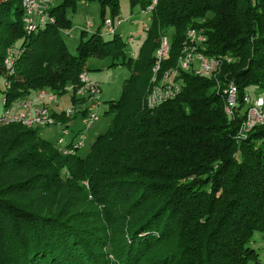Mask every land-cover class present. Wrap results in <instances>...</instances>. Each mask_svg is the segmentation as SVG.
I'll return each instance as SVG.
<instances>
[{"label": "trees", "instance_id": "obj_1", "mask_svg": "<svg viewBox=\"0 0 264 264\" xmlns=\"http://www.w3.org/2000/svg\"><path fill=\"white\" fill-rule=\"evenodd\" d=\"M23 1L0 0L2 81L6 50L21 51L7 98L63 92L92 58L133 67L108 102L107 132L85 156L62 157L36 129L0 128V264H259L252 238L264 237V126L238 135L246 94L264 96V0H158L135 63L125 39L107 37L105 27L82 32L76 55L59 32L71 29L79 2L98 3L102 20H116L121 0H63L52 9L55 24L31 35ZM152 2L129 0L133 9ZM191 29L207 36L203 54L232 62L210 77L181 72L182 93L148 108L161 38L172 33L163 69L176 67ZM232 82L234 117L225 110ZM110 249L117 262L107 259Z\"/></svg>", "mask_w": 264, "mask_h": 264}, {"label": "rangeland", "instance_id": "obj_2", "mask_svg": "<svg viewBox=\"0 0 264 264\" xmlns=\"http://www.w3.org/2000/svg\"><path fill=\"white\" fill-rule=\"evenodd\" d=\"M37 5L33 8L25 7L24 1L22 2L23 15H22V23L26 32L31 35L39 30H42L46 25L55 24V17L51 14L52 9L57 7L63 0H36ZM154 5V6H153ZM158 5V0H153L152 4L146 8L135 7L134 9L131 7L129 0H121V10H120V18L124 20L122 25L118 26L117 31L118 34H121L125 41L127 42L126 47V59H132L133 63L136 62L138 58V51L140 46L147 38V35L151 28V23L153 19H150L148 28L144 31V23L147 20V15L145 12H155V9ZM153 6V9L149 10L150 7ZM136 12V13H135ZM153 15V14H152ZM70 18L73 21L70 30H60L61 36L66 39V44L69 48V51L76 55L77 46L80 42V36L82 32L92 33L94 30L98 29V27H105V20L109 18V16L104 17L103 20L100 16V6L98 3H86L79 2L78 8L75 13H70ZM146 18V19H144ZM118 20V19H116ZM200 24H203V21H199ZM117 25V22L116 24ZM199 26V25H198ZM197 26V28H199ZM82 27V29H81ZM137 27L139 30L136 31ZM105 30V29H104ZM107 31L105 30V34L107 35ZM130 33H135L134 40L128 42V38L131 37ZM198 35V31H196ZM83 34V33H82ZM116 34H114L115 36ZM168 38H172V33H168ZM113 36V35H111ZM107 36V37H111ZM188 36V32L186 38ZM162 38L160 40L161 44ZM8 48L4 57V66H5V75L4 80H1L0 76V89L4 88V92L1 94L0 92V101L5 97L6 98V107L0 108V113H2L3 109L11 110L14 115H27L28 118H32V113L36 108L32 106L31 108H26L21 106L23 102L29 101L33 99V105L37 106V96L38 94L46 93V97L44 99L45 104L42 105L43 108H46L49 112L51 118L55 119L54 125H49L46 127H30L27 124H23L22 122L10 121L8 123L2 122L0 124L1 127L5 126H22L23 129L31 130L36 129L41 131V134L44 139L50 141L53 144H56L57 140L60 139V134H62V130L66 132H70V138H76L77 134L82 131V119L86 117V107L87 102L93 98V93L89 88V83H95L101 86V91L95 98H99L98 100L101 102V107L99 109L100 119L93 126L84 131L86 135V143L84 148L80 150L72 149L73 152L64 150L56 146L55 150L62 157H79L85 156L88 154L90 150V146L97 139L98 136L103 135L107 132L113 115L108 114L105 115L109 110L108 102L116 100L120 97L122 93V89L125 81L131 75V68L127 65L120 64V60L116 62L115 65H112L111 59L98 60L92 58L87 63V68L89 69V81L84 82L81 80L80 76L77 82L69 83L66 85V89L62 91H54L49 88L41 89L39 91H34L31 95L29 92L26 95L17 96L13 99L7 98L5 95L6 92L11 89H5V80L8 77L9 73L7 71V67L5 65L6 56H8L11 48ZM160 47V45H159ZM158 47V49H159ZM157 49V50H158ZM156 50V52H157ZM155 52V53H156ZM8 81V80H7ZM254 88H251V92L254 93ZM254 98L255 95L253 94ZM82 185L88 187L89 183L87 181L82 182ZM92 199L91 196H89ZM93 208L94 207H89ZM93 210V211H94ZM101 222V223H100ZM96 223L102 224L106 227L104 221H100ZM115 227H111L108 231L110 236V241L116 242V240L120 237V235L116 234L114 229ZM252 248L258 254V262L259 264H264V237L261 233H255L252 238ZM115 249V247H114ZM161 248H154L151 252L152 257H158L161 254ZM110 262H117L115 258L114 252L108 250V255L106 256ZM151 259V257H150Z\"/></svg>", "mask_w": 264, "mask_h": 264}, {"label": "built area", "instance_id": "obj_3", "mask_svg": "<svg viewBox=\"0 0 264 264\" xmlns=\"http://www.w3.org/2000/svg\"><path fill=\"white\" fill-rule=\"evenodd\" d=\"M25 7L28 8L36 6L38 3L36 0H24ZM154 6V5H153ZM153 6L149 10L153 9ZM147 15V21L144 23V31L150 25L148 21L152 19L154 12H145ZM117 22V25H115ZM123 19L113 20L107 18L105 20V30L107 35L111 36L118 34L117 28L122 25ZM150 27V26H149ZM198 31V35L196 33ZM131 37L129 41L134 40L135 33H130ZM121 35V34H120ZM122 36V35H121ZM123 37V36H122ZM207 42V36L204 35L203 30L191 29L188 31L187 41L182 48L181 55L178 59L176 67L163 69L164 61L169 58L170 54V41L166 36L162 37V41L159 49L155 53V61L151 71L150 88L145 97V104L148 108L154 109L162 106L163 104L176 99L183 91V83L181 79V72L191 73L196 76H215L221 69V66L225 63H231L232 58L227 56L210 57L203 54L199 49ZM21 51L18 47L11 48L8 56L5 59V65L9 74H12L15 70V65ZM80 78L84 82L89 81V74L87 71L80 75ZM11 89L10 81L5 82V89ZM89 88L93 93V98L87 102L86 112L87 115L82 119V131L77 134L76 138H70V132L62 130L60 139L57 140L56 146L68 151L72 149L80 150L84 148L86 143L85 130L93 126L99 121V109L101 102L95 98L101 91V86L95 83H89ZM46 93L38 94L37 106L33 105V99L23 102L21 106L31 108L32 106L38 107L32 113V118H28L27 115H14L11 110L3 109L0 113V124L2 122L17 121L27 124L30 127H46L54 125L55 119L51 118L49 112L42 105L45 104ZM245 103L247 105L246 113L242 125L239 131V138L246 137L249 132L259 126H264V96L255 95L253 98L249 94H246ZM239 104V90L235 83H230L225 91V110L227 114L234 117V112ZM6 107V98L4 97L0 101V108Z\"/></svg>", "mask_w": 264, "mask_h": 264}, {"label": "crops", "instance_id": "obj_4", "mask_svg": "<svg viewBox=\"0 0 264 264\" xmlns=\"http://www.w3.org/2000/svg\"><path fill=\"white\" fill-rule=\"evenodd\" d=\"M144 19H146V18H144ZM81 29H82V27H81ZM137 30H139V28H138V27H137L136 31H137Z\"/></svg>", "mask_w": 264, "mask_h": 264}]
</instances>
